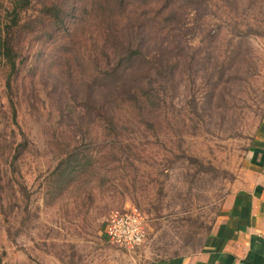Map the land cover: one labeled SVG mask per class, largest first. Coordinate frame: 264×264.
Returning <instances> with one entry per match:
<instances>
[{"label": "rangeland", "instance_id": "obj_1", "mask_svg": "<svg viewBox=\"0 0 264 264\" xmlns=\"http://www.w3.org/2000/svg\"><path fill=\"white\" fill-rule=\"evenodd\" d=\"M43 1L16 33L17 123L0 64V264H144L198 252L264 117V0L180 2L164 23L176 28L175 58L145 93L156 125L134 116L112 132L96 111L143 113L103 104L115 90H98L99 46L143 34L142 23L118 32L128 17L161 23L168 11L146 8L157 0H52L62 12L49 18ZM132 209L143 241H113L104 225Z\"/></svg>", "mask_w": 264, "mask_h": 264}, {"label": "trees", "instance_id": "obj_2", "mask_svg": "<svg viewBox=\"0 0 264 264\" xmlns=\"http://www.w3.org/2000/svg\"><path fill=\"white\" fill-rule=\"evenodd\" d=\"M182 1L183 0L153 1L157 3L159 9L148 7V5L146 8L152 9V13L156 10V12L158 11L164 15L166 11H168L165 20L158 23L150 16H147L146 18L145 12L143 15H140L139 19L133 20L128 17L121 25L117 26L118 32L120 34L129 33L131 31L130 25L135 29V27H140V23H142L145 25L143 34H138L137 32L135 34H128L130 42H128L129 44L127 46L122 43L115 44V40L112 38L108 39L109 37L106 36L104 44L99 46V54L101 58L98 61L100 65L98 79L100 78L102 83L99 84L98 90L104 93L105 91L103 90L105 89L115 90L114 95H108L103 101L104 103L102 101H100V103L105 104L106 107L112 103L122 104L123 106L132 108L133 111L138 110V112L143 113L116 114L117 111H107L108 114H104L99 110L96 111V118L100 121L107 119L110 121L112 127H110L111 132L113 129L115 131L119 127L121 122H123V119L125 122H127V120L132 122L134 116L139 120L137 122L139 127L145 126L146 128L150 124L156 125L155 121L151 118V116L154 118V114H145L147 97H150L146 88L150 86L151 81H154L155 73L160 71L161 64L165 62L169 66L171 59L175 58L173 53V48L175 46L173 43L175 42L173 34L176 32V28L173 27L169 29L164 23L167 24L168 16H171V13L176 12L178 4ZM36 2L37 0H3L0 2V9L5 13L3 18L0 15V64L3 66L2 70H4L5 73L9 72V76L6 80V87L11 113L13 114V120L11 121L16 123L17 111L14 100L15 82L12 78L13 74L17 71V59L19 57L16 33L20 32L23 28L28 11L35 6ZM147 4H149V2ZM146 8L144 6V9ZM56 11L61 14L62 9L54 1H43V10L41 13L44 16L55 18L54 13ZM153 29L157 31L155 34L151 33ZM160 29L161 31L159 32ZM121 39L126 40L124 36H121ZM154 42L159 44L157 49L151 48ZM234 57L237 64L242 61V56L239 51L234 54ZM133 87H135L134 90ZM145 93L147 97L145 96ZM102 106H100V108ZM117 118L119 122H117ZM15 141H17L16 138ZM24 147L25 146L23 145V148ZM118 148L119 146L117 149ZM123 151L124 150L117 151L118 156ZM117 160L122 161L123 158ZM63 174L65 175V173Z\"/></svg>", "mask_w": 264, "mask_h": 264}, {"label": "crops", "instance_id": "obj_3", "mask_svg": "<svg viewBox=\"0 0 264 264\" xmlns=\"http://www.w3.org/2000/svg\"><path fill=\"white\" fill-rule=\"evenodd\" d=\"M242 164L201 249L144 264H264V117Z\"/></svg>", "mask_w": 264, "mask_h": 264}, {"label": "built area", "instance_id": "obj_4", "mask_svg": "<svg viewBox=\"0 0 264 264\" xmlns=\"http://www.w3.org/2000/svg\"><path fill=\"white\" fill-rule=\"evenodd\" d=\"M111 218L110 222H106V234L113 241L129 246L138 245L143 241L145 232L140 215L131 212Z\"/></svg>", "mask_w": 264, "mask_h": 264}]
</instances>
